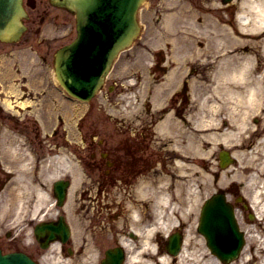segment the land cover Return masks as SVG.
<instances>
[{"label":"flooded vegetation","instance_id":"obj_1","mask_svg":"<svg viewBox=\"0 0 264 264\" xmlns=\"http://www.w3.org/2000/svg\"><path fill=\"white\" fill-rule=\"evenodd\" d=\"M27 2L33 5L27 23L30 35L31 31H39L44 24L57 25L63 17V13L51 6L47 0ZM151 10L158 14L149 25ZM234 13V0H149L147 9L142 12V20L146 33L149 27V31H157L159 34H148L141 47H146L147 42L157 40L165 43V49L144 48L137 51L142 55L134 58L131 70L133 85L125 84V75L114 81L117 84L116 94L121 102L131 96L134 102L132 104L137 108L134 115L136 119L119 130L101 131L103 137L100 140L94 138L97 130L83 131L85 145L81 159L90 184L99 186V191L105 192L108 185L125 180L132 181L151 160L157 118L159 120L162 117H175L184 121L186 117H192L194 114L190 106L197 101L210 99L211 81L215 72L212 59L219 54L217 49H211L210 42L217 35H225L228 27L234 29ZM205 42H209L205 51L191 49L195 45L203 47ZM193 53H199L198 59L195 60L197 63L182 65L183 58ZM203 53L206 55V63L201 64ZM11 78L20 80L14 81L20 92L15 96L13 93L6 94L3 88L0 89V117H35L20 113L16 116L3 108L5 95L15 96L12 98L15 102L26 98L27 95H34L27 89L24 74ZM5 85H8V82ZM14 105L21 109L19 104ZM156 105L160 107L155 108ZM26 120L25 129L22 131L24 136L29 144L36 139L39 147L43 149L44 139H40L38 130L34 129L35 121ZM222 120L223 127H227V119L224 117ZM256 121L260 122L259 134L263 141V117ZM47 142L49 145L46 147V159L58 155L55 151H66L68 158L69 153L75 152V146L71 144L72 141L65 130L55 129L50 138H47ZM40 159H43L42 154ZM93 197L96 201L101 200L100 193Z\"/></svg>","mask_w":264,"mask_h":264},{"label":"bare ground","instance_id":"obj_2","mask_svg":"<svg viewBox=\"0 0 264 264\" xmlns=\"http://www.w3.org/2000/svg\"><path fill=\"white\" fill-rule=\"evenodd\" d=\"M246 8L241 10V13L238 14V17L240 19V23L243 25H246L247 28L250 30H260L264 26V0H247V3L245 4ZM263 50H264V41H263ZM245 62L251 63L252 58L251 56H248L247 59H245ZM239 71V72H238ZM243 71L235 70L233 74L229 75V78H232L233 80H237L238 82H242V76H239V74H242ZM217 76V73H216ZM249 90L251 94H255L256 90L260 87L261 81L257 78H254L253 81H250L249 83ZM216 90L218 91L217 87ZM217 103L214 104L216 106ZM243 143L240 141H236L235 145L236 147H240ZM258 144V143H256ZM189 145H192L193 150L190 151L189 149H181L176 148L175 146L172 147L170 150V159H168V174L167 175H160L157 176L159 169L157 167L154 168V171L152 173L146 174L142 181V189L144 190V193H150V190L154 193L153 198H147L148 202L150 200H155V202H159L161 204H169L167 206H172L171 208H176L178 206V203L186 200L190 201L192 200L195 194V188L194 184L197 182H201V178L203 176L202 171L198 168V160L200 152L195 149V142L193 140L190 141ZM259 149L252 148L248 151H241L236 150L234 156L236 159H238L239 163L248 162L249 164H253L255 168L259 170H263L264 168V157L261 155H264L261 152V154L258 152ZM264 150V149H263ZM241 153L245 154L247 157H242ZM205 155V154H202ZM240 166V165H239ZM239 166H227L222 173L227 174L230 176V173L233 171H238ZM32 170L31 168H21L18 170L19 173L16 174V178L19 177L21 174L22 176H25L27 173H30ZM201 171V173H200ZM235 174V173H233ZM253 172L250 171L245 177L246 181L245 183L247 185L253 184L254 178H253ZM155 176L150 182L149 177ZM32 185H29V183H26L25 185L21 182H19L17 179L14 181L9 188H7L8 191H10L9 197H6L8 201L5 203L3 210H8L6 214H9L11 212V209H9L11 206L13 210L15 209L17 203L21 201V203L24 205V193L25 189L28 187H32L35 190H37V195L39 196L38 199L34 200L33 205L35 208L38 206V200H47L49 198L48 193L46 191H43V187H39L38 183L31 182ZM14 190H20V193H17L14 195ZM46 190V189H45ZM22 191V192H21ZM251 200L254 203L255 207L257 208V211L259 212V215H263L264 213V188L263 185H257V187H254L251 190ZM172 204V205H171ZM9 205V206H8ZM8 206L7 209H5ZM16 214L18 212H15ZM5 214V215H6ZM137 213L134 211L132 213V220L136 221ZM183 216V213H180L178 217ZM156 221L153 226V228L148 227V233L151 234L154 229H162L166 232V230H169L171 227L176 225V220L172 216L166 217V213H162V215L157 212L156 213ZM153 221L150 223L152 225ZM155 227V228H154ZM32 242V241H30ZM150 242L149 237L146 240V244L148 245ZM263 242V241H262ZM261 242V244H262ZM53 248H55L56 244L52 245ZM187 249V248H186ZM263 246H259V250H262ZM184 251V249H183ZM255 255V254H254ZM61 256V255H60ZM181 260L186 263H179V264H200L198 260V254L192 253L191 251L183 254V252L180 254ZM251 258H249L250 260ZM263 263L264 264V255H263ZM164 258L162 261H160V264L163 263ZM208 261L210 263H215V260L212 256L208 258ZM51 262V261H50ZM65 262V261H64ZM58 263V262H57ZM82 260L79 262V264H82ZM159 263V261H158ZM66 264V263H65Z\"/></svg>","mask_w":264,"mask_h":264},{"label":"water","instance_id":"obj_3","mask_svg":"<svg viewBox=\"0 0 264 264\" xmlns=\"http://www.w3.org/2000/svg\"><path fill=\"white\" fill-rule=\"evenodd\" d=\"M21 0H0V37L9 38V37H17L19 35V31L21 30L19 28L20 24V13H21ZM99 0L96 1L98 3ZM131 0H126L124 3V12H125V18L130 19L134 14L130 11L131 7ZM130 21V27L126 23H124L123 28L126 30V27L128 31H131L133 29L134 20ZM127 32V31H126ZM121 37L120 39H117L115 45L121 44L122 41ZM127 38H130V35L127 36ZM126 38V39H127ZM78 43V42H77ZM77 43L73 46H70L68 49L65 50L61 55L62 57H65L67 52L71 51L72 49H75L77 46ZM70 61L66 62L69 63ZM75 62V60H74ZM90 72H94L93 70H89ZM75 72V77L78 79L80 76H83V68L78 66L77 64H74L73 73Z\"/></svg>","mask_w":264,"mask_h":264},{"label":"rangeland","instance_id":"obj_4","mask_svg":"<svg viewBox=\"0 0 264 264\" xmlns=\"http://www.w3.org/2000/svg\"><path fill=\"white\" fill-rule=\"evenodd\" d=\"M21 44V43H20ZM20 46V45H19ZM16 48L17 47H13V50L15 51V53H17V51H16ZM102 106L101 105H96L95 106V109H97L95 112H94V114L92 115V116H90V117H99V119H102L104 116H101L100 115V112L98 111V110H100V108H101ZM64 108H66V111L69 109L70 110V112H71V109L73 108L74 110H75V112H76V114H80V113H82L83 111H84V109H85V106L84 105H78V103L77 102H75L74 103V106H72V104H67V102L65 101L64 102ZM89 117V116H88ZM94 118H92V120H93ZM96 119V122L98 123V126H99V124H100V121H99V119H97V118H95ZM191 151V150H190ZM7 152V151H6ZM2 175V172L0 171V176ZM207 177L205 176L204 178H203V180H204V186H205V192H207L206 191V189H207ZM3 192V191H2ZM1 192V193H2ZM1 198V200H0V220H5V218L6 217H9V216H11V214L9 213V214H6L7 212H6V210H3L2 208H4V204L5 203H3V201L5 202V199H6V197H4V193L2 194V196L0 197ZM193 202V201H192ZM5 209H7V207L5 208ZM6 214V215H5ZM3 218V219H2ZM8 227H9V225L7 224V223H5V222H0V233H2L3 234V232H4V230L5 229H8ZM257 236V234L255 235V237ZM258 239H262V241H263V245L261 244V246H264V235H263V233H261L260 234V237L258 238ZM20 243L21 244H23L24 245V243H23V241H20ZM252 243H253V241H252ZM259 246V245H258ZM257 246V247H258ZM256 247V248H257ZM251 252V250L249 251L248 249L247 250H245L244 252H243V254H245L246 253V255L248 256V254ZM254 253L255 254H257V258H255L254 259V261H251V262H247L246 261V258L244 257L242 260H240L239 261V259L238 260H236L233 264H262L263 263V260H262V258H263V253H264V251L263 250H259V248H257V249H255L254 250Z\"/></svg>","mask_w":264,"mask_h":264}]
</instances>
